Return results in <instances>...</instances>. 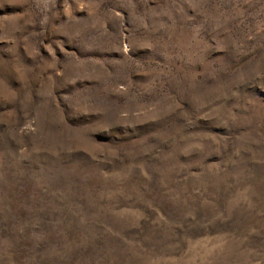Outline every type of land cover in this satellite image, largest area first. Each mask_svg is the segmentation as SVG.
I'll list each match as a JSON object with an SVG mask.
<instances>
[{
    "label": "rangeland",
    "instance_id": "obj_1",
    "mask_svg": "<svg viewBox=\"0 0 264 264\" xmlns=\"http://www.w3.org/2000/svg\"><path fill=\"white\" fill-rule=\"evenodd\" d=\"M0 264H264V0H0Z\"/></svg>",
    "mask_w": 264,
    "mask_h": 264
}]
</instances>
